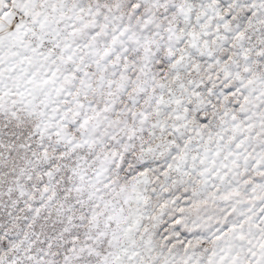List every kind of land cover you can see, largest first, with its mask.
Masks as SVG:
<instances>
[{"label": "snow or ice", "instance_id": "1", "mask_svg": "<svg viewBox=\"0 0 264 264\" xmlns=\"http://www.w3.org/2000/svg\"><path fill=\"white\" fill-rule=\"evenodd\" d=\"M0 264H264V0H0Z\"/></svg>", "mask_w": 264, "mask_h": 264}]
</instances>
